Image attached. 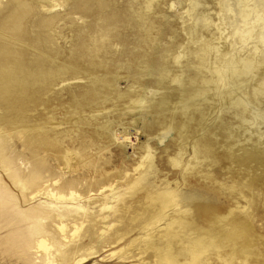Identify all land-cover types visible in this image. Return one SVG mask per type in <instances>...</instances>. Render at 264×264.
Masks as SVG:
<instances>
[{"label": "rangeland", "instance_id": "1", "mask_svg": "<svg viewBox=\"0 0 264 264\" xmlns=\"http://www.w3.org/2000/svg\"><path fill=\"white\" fill-rule=\"evenodd\" d=\"M54 1L60 60L33 77L28 109L10 98L16 124L0 123L1 187L20 228L34 232L27 262L4 246L0 264H47L40 232L53 264H264V0H115L127 23L145 7L163 31L145 53L135 30H123L100 69L69 63L84 22ZM108 122L127 141L99 138ZM24 158L55 178L39 182L37 197L23 188ZM62 180L85 195L43 194ZM12 231L0 229V240Z\"/></svg>", "mask_w": 264, "mask_h": 264}, {"label": "bare ground", "instance_id": "2", "mask_svg": "<svg viewBox=\"0 0 264 264\" xmlns=\"http://www.w3.org/2000/svg\"><path fill=\"white\" fill-rule=\"evenodd\" d=\"M63 4H65L64 7L67 8L68 14H76L84 22L78 34L82 36L79 41V50L73 55V59L68 60L72 64L82 66L89 64L99 69L108 65L111 60L112 45H121L126 39V35L122 32L125 29L135 30L141 49L145 53L152 52L154 49L151 42L149 44V39L154 36L160 37L163 31L162 24L157 23L151 16L153 13L151 14L150 10L145 7L137 8L131 12L129 10L132 18L129 24L127 16L130 14L128 15L126 6L118 7L115 0H63ZM57 7L61 6L54 0H7L0 9V105L4 107L7 105L6 110L0 107V123L2 124H5L7 120L8 126L15 125L20 116L18 109L14 106V100L10 98L28 99L26 102L28 109L32 105V99L29 98L34 92L31 87L33 77L39 71L47 69L51 63L60 60L51 40V30L58 20L54 21V18H50L51 15H49ZM40 8L44 13L38 11ZM83 38L85 39L84 45L82 44ZM6 39L24 46V49ZM164 54L165 51H162L159 57L164 58ZM42 56H47L50 61L44 60ZM67 79L65 80L67 81ZM154 92L150 91V93ZM259 93L264 95V89ZM142 102L143 100L139 96L133 99L131 104L139 107ZM112 125V122H108L105 127H102V132L98 137L102 139L106 134H109L111 141L118 142L120 138L127 141L128 134L125 127L121 132L114 133ZM162 126L163 122H160L159 128ZM0 150H8L2 140H0ZM149 157V147H146L143 161L149 160ZM15 161V154L9 151L7 165H12ZM23 163L29 165L30 168L28 175L24 178L23 188L32 196L37 197L39 182L48 183L55 178L52 177V172L42 161L35 162L24 158ZM9 178H12L14 182L18 180V177L13 173ZM1 183L0 179V229L13 228V231L7 238L0 240V248L5 249V246L8 251L25 261L34 232L33 229L26 231L20 228L18 218L13 215L16 204L13 203L10 194L3 190ZM107 188L109 189L110 186ZM42 191L46 196L67 200L85 195V190L77 189L75 182L65 180H62L61 186H49ZM17 212L19 213L18 210ZM60 227L62 228V226ZM35 234L38 238L36 241L37 251L43 252L47 264H53L50 258L53 247L50 245L49 237L42 232Z\"/></svg>", "mask_w": 264, "mask_h": 264}]
</instances>
